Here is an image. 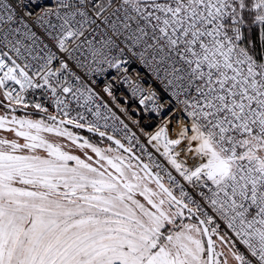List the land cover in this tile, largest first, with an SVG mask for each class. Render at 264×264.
<instances>
[{
  "label": "snow or ice",
  "instance_id": "snow-or-ice-1",
  "mask_svg": "<svg viewBox=\"0 0 264 264\" xmlns=\"http://www.w3.org/2000/svg\"><path fill=\"white\" fill-rule=\"evenodd\" d=\"M0 132V264H264V0H0Z\"/></svg>",
  "mask_w": 264,
  "mask_h": 264
},
{
  "label": "built area",
  "instance_id": "built-area-1",
  "mask_svg": "<svg viewBox=\"0 0 264 264\" xmlns=\"http://www.w3.org/2000/svg\"><path fill=\"white\" fill-rule=\"evenodd\" d=\"M133 67L136 68V69H139V66L138 65H133ZM142 74H143V72H142ZM116 90H117L116 94H117L118 99H120L123 95L126 94V86H124V85L117 84L116 85ZM133 107H134V105H133ZM114 111H117V115H121V118L122 119H125V122L126 123H129V126L132 127V130L133 131H136L137 132V135L138 136L140 135L139 130L137 128L133 127L132 124H131V122L128 121L126 117H124L121 113H119V111L116 110L115 108H114ZM130 111H131V109H130ZM89 118H91V117H89ZM135 118H138V116L135 117Z\"/></svg>",
  "mask_w": 264,
  "mask_h": 264
},
{
  "label": "rangeland",
  "instance_id": "rangeland-1",
  "mask_svg": "<svg viewBox=\"0 0 264 264\" xmlns=\"http://www.w3.org/2000/svg\"><path fill=\"white\" fill-rule=\"evenodd\" d=\"M17 115H22L23 113L22 112H18V113H16ZM77 131H79L80 132V130H77ZM80 134L81 135H84V136H87V135H85V134H83V133H81L80 132ZM0 135H5V133H2V132H0ZM50 139H55L54 137H50Z\"/></svg>",
  "mask_w": 264,
  "mask_h": 264
},
{
  "label": "flooded vegetation",
  "instance_id": "flooded-vegetation-1",
  "mask_svg": "<svg viewBox=\"0 0 264 264\" xmlns=\"http://www.w3.org/2000/svg\"><path fill=\"white\" fill-rule=\"evenodd\" d=\"M80 132H81V133H83V134H85V135H87V136H89V137H91V136H92V134H90V133H87V132H85V131H82V130H80Z\"/></svg>",
  "mask_w": 264,
  "mask_h": 264
},
{
  "label": "water",
  "instance_id": "water-1",
  "mask_svg": "<svg viewBox=\"0 0 264 264\" xmlns=\"http://www.w3.org/2000/svg\"><path fill=\"white\" fill-rule=\"evenodd\" d=\"M82 131H85L86 132V130H82Z\"/></svg>",
  "mask_w": 264,
  "mask_h": 264
}]
</instances>
